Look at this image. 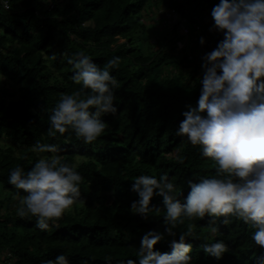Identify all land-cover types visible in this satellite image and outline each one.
Instances as JSON below:
<instances>
[{"label": "trees", "instance_id": "trees-1", "mask_svg": "<svg viewBox=\"0 0 264 264\" xmlns=\"http://www.w3.org/2000/svg\"><path fill=\"white\" fill-rule=\"evenodd\" d=\"M9 1L10 11L0 12V75L20 94L7 105L0 103V264H46L58 255H65L68 264H127L129 259L139 264L142 236L163 233L167 225L160 196L150 201L147 220L131 213L132 202L139 199L131 190L135 178L166 175L183 204L189 181L216 176L218 165L203 155L202 146L176 131L186 106L197 107L202 58L224 38L214 30L211 15L220 0ZM152 7L175 13L188 36L167 25L150 43L143 12ZM77 52L101 69L109 59L120 58L110 69L117 81L112 89L117 112L102 114L105 129L88 144L70 127L49 135L52 109L83 87L72 79L74 67L68 63ZM38 143L56 145L58 151L37 153L33 146ZM52 156L81 175V195L72 212L41 231L36 217L21 218L18 210H8L9 198L26 195L8 177L15 167L27 172ZM181 219L173 229L177 240L193 226V236L186 238L192 245L190 264H257L264 256V248L252 239L256 229L241 219L230 216L227 225L224 217L207 214ZM171 239L165 234L155 250L170 253ZM218 241L229 248L221 260L206 256L201 247Z\"/></svg>", "mask_w": 264, "mask_h": 264}, {"label": "clouds", "instance_id": "clouds-1", "mask_svg": "<svg viewBox=\"0 0 264 264\" xmlns=\"http://www.w3.org/2000/svg\"><path fill=\"white\" fill-rule=\"evenodd\" d=\"M211 15L214 30L224 38L202 58L197 107L186 106L188 110L182 113L184 119L176 135L202 146L203 155L218 165L216 176L199 183L189 181L190 192L183 204L173 195L174 185L166 175L159 180L146 175L135 178L131 190L139 199L132 202L131 213L147 220L152 211L150 201L157 195L162 197L167 225L163 233L149 231L142 236L139 264H190L192 245L186 238L193 236V226L189 225L178 240L173 230L177 222H184L182 216L224 217L226 225L230 223L228 217L234 216L256 229L252 239L264 248V0H220ZM200 43H205L203 37ZM119 60L109 59L101 69L89 56L77 52L68 61L74 67L72 79L83 87L63 96L52 109L49 135L64 134L70 127L86 144L100 136L106 126L100 118L102 114L117 112L112 90L117 81L110 69ZM33 151L56 153L58 148L38 143ZM82 179L59 156H52L39 159L27 172L15 167L8 182L26 193L19 216L36 217V227L44 231L50 221L59 220L80 198L78 185ZM165 234L172 237L168 242L170 253L155 250ZM201 247L206 256L216 260L229 251L223 241ZM46 264H68V259L58 255ZM127 264L136 261L129 259ZM257 264H264V256L258 257Z\"/></svg>", "mask_w": 264, "mask_h": 264}, {"label": "rangeland", "instance_id": "rangeland-1", "mask_svg": "<svg viewBox=\"0 0 264 264\" xmlns=\"http://www.w3.org/2000/svg\"><path fill=\"white\" fill-rule=\"evenodd\" d=\"M49 1V0H45ZM144 13V18L147 20L148 28L146 29V34L151 35L149 38V42L153 43L154 38L153 36L157 35L161 31L166 30L168 24L162 23V21L159 19V13H157V10L152 7L147 12ZM159 22V23H157ZM6 50V49H5ZM177 50H179V45H177ZM20 94L19 87L12 84L7 78L0 75V103L7 105L12 100H17ZM2 144V142H0ZM5 197V196H4ZM21 200H18V198H9L8 203V210L9 209H16L18 210L21 206ZM66 212H72V208H69L66 210Z\"/></svg>", "mask_w": 264, "mask_h": 264}, {"label": "built area", "instance_id": "built-area-1", "mask_svg": "<svg viewBox=\"0 0 264 264\" xmlns=\"http://www.w3.org/2000/svg\"><path fill=\"white\" fill-rule=\"evenodd\" d=\"M10 9L11 5L9 0H0V12H9ZM158 13L160 16L159 19L162 21V23L168 24V26L170 27L176 26L181 35L185 37L188 36L189 29L183 25V23L178 19L175 13L167 10H161Z\"/></svg>", "mask_w": 264, "mask_h": 264}]
</instances>
